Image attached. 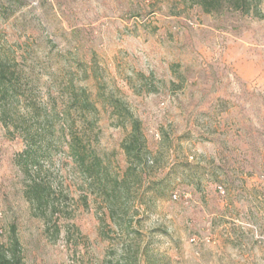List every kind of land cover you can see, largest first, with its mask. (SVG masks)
<instances>
[{"label": "rangeland", "instance_id": "obj_1", "mask_svg": "<svg viewBox=\"0 0 264 264\" xmlns=\"http://www.w3.org/2000/svg\"><path fill=\"white\" fill-rule=\"evenodd\" d=\"M0 67L19 264H264V0H0ZM116 103L141 121L131 161ZM49 109L87 130L82 165Z\"/></svg>", "mask_w": 264, "mask_h": 264}, {"label": "trees", "instance_id": "obj_2", "mask_svg": "<svg viewBox=\"0 0 264 264\" xmlns=\"http://www.w3.org/2000/svg\"><path fill=\"white\" fill-rule=\"evenodd\" d=\"M3 71L0 67V78H2ZM2 86L0 84V95L6 94V90L2 89ZM119 102V101H117ZM122 105H119V103L114 104V107L112 110L113 114H116V116L122 120L119 124L125 125L126 123L129 124V132L127 136L124 138V140L121 143V146L124 150V153L128 160L131 161L132 157H138L141 155L142 150L144 148V137L142 135L141 130V121L133 115V113L128 109L124 103H121ZM9 109H0V115L2 116V121L4 125L7 126V123L5 121V117L8 115ZM84 109H73L74 113L79 114L80 116L84 117L83 120L86 121L87 127L93 128L94 123L90 122L86 115L84 114ZM72 115V112L70 109H49L47 116L50 117L53 121L57 120L58 126H59V134L60 138L65 141V145L67 146V153L69 154L70 158L78 165H82L84 163L85 157H86V146L84 145V138L85 135H87V130L84 129L81 134L75 133L73 131V126L76 125V121H69V117ZM46 131L45 127L36 129L33 131L36 136H42V134ZM24 136L27 143H31L33 138L35 136L31 134V132L28 129H25ZM54 142V141H53ZM29 146L22 152V166L24 169L27 170L29 168L28 159L31 158V155L29 154ZM24 163V164H23ZM26 196L27 198L35 202L37 205L41 206L42 204L47 203V193L46 190L36 184L29 185V187L26 189ZM45 214V213H42ZM17 248V240L16 238H13L11 242V248L10 253H7L6 251H3L0 248V264H19V256L16 255L15 250Z\"/></svg>", "mask_w": 264, "mask_h": 264}, {"label": "built area", "instance_id": "obj_3", "mask_svg": "<svg viewBox=\"0 0 264 264\" xmlns=\"http://www.w3.org/2000/svg\"><path fill=\"white\" fill-rule=\"evenodd\" d=\"M175 197V196H174Z\"/></svg>", "mask_w": 264, "mask_h": 264}]
</instances>
